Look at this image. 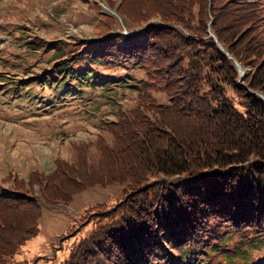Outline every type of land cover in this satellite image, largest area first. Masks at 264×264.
<instances>
[{"label": "trees", "instance_id": "trees-1", "mask_svg": "<svg viewBox=\"0 0 264 264\" xmlns=\"http://www.w3.org/2000/svg\"><path fill=\"white\" fill-rule=\"evenodd\" d=\"M77 1L94 12L89 35L56 40L29 18L0 55V86L90 85L112 111L100 104L96 130L48 171L3 177L0 264H21L42 206L89 189L118 197L93 207L62 264H264L250 252L264 248V0ZM115 68L144 75L131 100L107 88L123 87Z\"/></svg>", "mask_w": 264, "mask_h": 264}, {"label": "rangeland", "instance_id": "rangeland-1", "mask_svg": "<svg viewBox=\"0 0 264 264\" xmlns=\"http://www.w3.org/2000/svg\"><path fill=\"white\" fill-rule=\"evenodd\" d=\"M101 2L99 6L108 12ZM0 12L5 18H10L11 14L15 16L10 21L0 20V55L5 46H11L10 50L16 52L17 39L12 29L27 24L29 18L33 19L36 32L51 33L56 40L86 37L95 24L94 12L76 0H2ZM119 23V30L127 34L125 24L121 20ZM47 58L48 55L39 56L37 61L41 64ZM72 67L84 69V66ZM104 72L123 79L119 82L122 88L107 86L111 95H123L129 100L136 94L129 85L144 77L132 68ZM33 78L40 79V74H34ZM80 89L78 92L67 86L50 84L33 85L29 90L0 86V190H4L1 187L3 177L17 174L25 178L35 170L48 171L51 160L62 154L69 141L91 136L98 126L95 119L102 113L97 112L100 104L107 103L104 111L111 113L108 104L112 101L105 99L102 88L84 85ZM117 197L118 191L113 189H89L75 196L66 206H42L38 235L23 247L15 260L21 264H62L73 245L91 233L93 221H84L95 213L93 207L112 204ZM250 252L255 258H264V248ZM35 258L38 260L33 263ZM219 264L227 262L223 260Z\"/></svg>", "mask_w": 264, "mask_h": 264}, {"label": "water", "instance_id": "water-1", "mask_svg": "<svg viewBox=\"0 0 264 264\" xmlns=\"http://www.w3.org/2000/svg\"><path fill=\"white\" fill-rule=\"evenodd\" d=\"M237 65V64H236ZM241 75H244V71L240 70Z\"/></svg>", "mask_w": 264, "mask_h": 264}]
</instances>
